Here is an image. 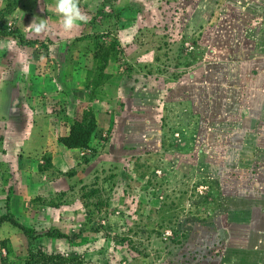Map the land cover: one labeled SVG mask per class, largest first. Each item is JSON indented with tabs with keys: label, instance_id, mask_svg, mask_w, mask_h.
<instances>
[{
	"label": "rangeland",
	"instance_id": "1",
	"mask_svg": "<svg viewBox=\"0 0 264 264\" xmlns=\"http://www.w3.org/2000/svg\"><path fill=\"white\" fill-rule=\"evenodd\" d=\"M3 2L0 0V11ZM104 2L80 0L88 22L70 34L61 29L55 0H22L3 20L10 35L0 37V50L6 48L9 55L3 60L6 56L0 54V75L5 80L13 78L17 64L22 63L30 73L19 103L4 99L7 85L0 95V217L6 213L5 201L11 193V212L22 224L41 232L59 229L69 237L40 240L37 245L48 253L79 256L88 264H108L113 255L118 258L115 262L122 264H180L188 256L178 254L185 244L182 228L194 225V215L207 223L215 216L214 210L227 211L233 204L223 197L222 190L231 193L227 186L233 185L236 173L230 170L233 176L224 175L229 183L218 189L206 172L208 148L217 158L233 139L234 129L225 131L234 125L226 116L232 113L230 117H237L239 107H251V94L242 75L252 58L257 57L255 63L264 66L259 58L264 56V0ZM34 17L47 19L50 31L36 35L26 29ZM106 20L111 29L105 26ZM97 37L107 46L116 43L115 60L107 71L110 78L94 87L98 76L92 72L88 88L81 90L87 70L95 71L92 51ZM76 42L79 44L74 45ZM165 44L171 52L164 50ZM21 49L26 50L25 60L19 59ZM51 61H55L56 72L64 67L81 70L74 77L81 89L70 87L71 92L96 94L94 98L104 95L100 102L104 120L98 122L94 151L69 150L58 142L61 135L69 134L71 123L91 109L83 108L79 96H84L78 94L75 106L79 111L68 112L70 98L62 95H66L64 87L58 96L51 94L52 90L35 91L47 74L51 79H63L52 70ZM129 68L141 71L128 78ZM10 104L23 105V115L18 113L20 109L5 113ZM35 128H47L44 139L43 131L35 133ZM215 142H219L218 150ZM42 143L52 149L58 166L52 162L54 169L44 174L39 173V167L48 154L29 151L25 156L30 147H45ZM206 156L209 159L205 161ZM237 161L235 157V164ZM60 169L65 173L76 169L74 180L79 186L91 185L96 177L102 183L114 176L112 182L104 181L108 207L94 217L82 207L77 193L71 196L73 203L67 210L34 204L33 198L41 196V191L56 194L52 186L60 178ZM69 182L62 179L58 186L64 188ZM243 200L246 204L250 199ZM6 239L16 256L27 255V238L10 224H3L0 264L6 259L1 245Z\"/></svg>",
	"mask_w": 264,
	"mask_h": 264
},
{
	"label": "crops",
	"instance_id": "2",
	"mask_svg": "<svg viewBox=\"0 0 264 264\" xmlns=\"http://www.w3.org/2000/svg\"><path fill=\"white\" fill-rule=\"evenodd\" d=\"M18 28H21V23H19ZM77 44L79 43L76 42L74 45ZM74 45L68 46H71V50L73 48L76 50ZM3 50H0V54L3 53L6 56H3V60H5L8 58L9 52L6 48ZM251 50H249V54L251 53ZM19 53V57H21L19 59L25 60V55L27 56L26 50L21 49V52ZM256 58L251 59V62L249 63L250 68L244 69L246 73H243L242 76L245 78L244 84L249 88L248 93L251 94L250 99H248L250 101V108L253 107L257 110L254 111L255 113L250 112V110H248L250 108L243 105L239 107L242 109L238 111L240 114L237 117H230L232 113L228 114L225 119L234 124L233 128L229 127L225 129V131H228V129H234V132L231 134L233 135L231 143L228 147H223V152H220V155H218L217 158L214 156L212 149L210 147L208 148L210 160L208 161V169L206 172L209 173V176L213 177L212 181L218 189L223 187V183L227 181L229 183V179H226L227 176L224 175L231 174L230 176H233V173L230 172V170L236 173L234 176L235 180H232L233 185L227 186L231 193L228 192L226 194V192L222 190L223 197L227 198V202L230 201L233 204L230 205L227 211L220 212L214 210L213 213L215 216L211 213L214 217H212L207 223L194 215L193 219H191L194 221V225L187 224L186 227L182 228L184 230L182 236H185V244L178 251V254H180L181 257L188 256H186L187 259L184 258V261L180 264H264V66L260 67V63H255ZM259 58L264 60V56H260ZM51 60L53 59L51 58ZM51 62V64H53L52 70L59 77L63 75V79H51L47 74L45 82L40 81L38 89L35 91L38 92L39 90V92L42 93L44 90H52L53 93L51 94L58 96L60 94V92L58 93L59 89L61 90L62 87H64L67 96L65 94L62 95H64L65 99L70 98L68 100L70 102V104H68L70 107H67L68 112L71 110L79 111L78 106H75V102H78V94L83 95V99L79 96V100L84 103L82 104L83 108L85 110H93L96 116H98V122L102 124L104 116L103 111L100 110V104L104 101V95L99 93L98 96L94 98L96 94L87 96L84 94V91H77L76 94L71 92L70 87H76V90L81 89V85L76 81L77 78L74 79V77L77 76V72L81 70H76L73 67L66 70L64 67L63 71L59 70L56 72L54 69L55 61ZM24 65V63L17 64V71L14 73L16 77L12 75L13 78L5 80L4 76L0 75V95L1 93L3 94L4 86H8L5 98L3 97L4 99H15L16 102L19 103L20 97L23 94L22 88L28 86L26 82L29 83L27 75L30 73V70ZM67 67H69V65ZM0 68L2 69L1 63ZM240 70L242 72L243 69ZM92 72L93 70H87L81 90L88 88L87 80ZM70 73H72V78H68ZM231 73H235V70H232ZM60 79L61 81H59ZM46 84H49L48 87ZM68 94H70V96ZM44 105H46L44 107H49L48 104ZM226 105L231 106L235 104ZM23 108L24 106L21 104H13V107L10 104L5 113H17L20 109L18 113L23 115ZM234 108L235 107H233L232 110ZM235 110L236 108L234 111ZM70 115L72 117L75 116L73 115V112H71ZM70 115L68 117H71ZM73 118L76 119L77 117ZM65 125L67 124L65 123ZM46 129L47 128H44V130L43 128H35V133H41L43 131V136L41 135V138L44 139V131ZM67 134L68 133H65L61 135V137H65ZM212 135L213 134L210 136ZM213 143H211V145H213ZM215 144L218 150L219 142H215ZM42 145H45V147L33 146L28 148V151L26 150L27 152H25V156L29 155V151L32 153L38 152L46 153L48 155L50 154L54 166L58 168L55 162V157H53L54 153L52 149L47 148V145L44 143H42ZM50 150L52 153H50ZM68 153L69 152H66L65 154ZM235 157H238L236 164ZM204 159L206 161L209 158L206 156ZM60 171L65 173L62 169H60ZM62 179L66 178L60 177L53 182L54 186H52V188H54V193L68 191L70 189V182L67 185L64 184V188H59L58 185ZM29 182L31 183L30 180ZM52 194V192L47 191L40 192L41 196L50 197ZM247 197L250 200L246 201V204H244L243 198ZM238 202H240V205ZM67 207H64L63 209H66ZM66 215L69 216V214ZM18 231L20 234H23L20 230ZM177 256H174L173 258Z\"/></svg>",
	"mask_w": 264,
	"mask_h": 264
},
{
	"label": "trees",
	"instance_id": "3",
	"mask_svg": "<svg viewBox=\"0 0 264 264\" xmlns=\"http://www.w3.org/2000/svg\"><path fill=\"white\" fill-rule=\"evenodd\" d=\"M3 1L5 5L0 11V37H7L10 34L7 31V27L3 24V20L10 17L16 11L22 0ZM104 3H109V0H105ZM100 14L102 15L103 12H100ZM107 17L111 18L112 16L107 15L106 18ZM109 22V20H106L105 22V26L108 29L110 28L108 25ZM96 39L97 41L95 42V45H93L94 49L92 51L95 67V71L93 72H95V75H97L98 78L94 80V87H100V83L104 79L110 78L107 74V70L110 63L115 60L116 43H112L107 46L100 40V37H97ZM163 46L166 48L164 49L165 51L169 50V48H167L168 44ZM169 52H171V50H169ZM135 71L133 68H129L127 70L128 78H131V74ZM140 71L141 70L139 69L136 73H139ZM160 71L161 73L163 72V70ZM98 127L96 114L94 111L89 110L87 113L81 115L79 119L71 123L69 134L65 137H60L58 142L69 150H93L92 142L98 131ZM85 161L90 163L89 160ZM51 169H54L52 158L47 155L45 156V164L39 167V173L44 174L49 172ZM77 174L78 171L76 169L68 173H61L60 177L68 178L70 180V189L68 191L58 192L50 197L37 196L33 198V203L42 205L45 208L59 210L64 207L71 206L73 203L71 196L74 193H77L80 196L82 207L87 213H90L92 216L94 215V217L101 214L102 211L109 205V203L105 201L106 198H104V196L107 195V187L106 184H104V181L106 183L109 181L112 182L114 176H110L109 179H105L102 183H100L98 177H96L91 185L82 184L79 186L74 180ZM206 185H208L210 189H213V187L209 186L208 183H206ZM11 195L12 194L10 193L6 198V213L0 217V226L3 224H10L14 228L20 230L24 234L23 236L27 238L29 248L27 255L19 257L15 255L10 240H3L1 245L6 250V259H3V264H88L79 256H67L65 253L61 252L48 253L42 246L40 247L39 244L37 245V243L42 239L68 240L69 237H67V234L59 229L41 232L36 228L22 224L11 212ZM175 234L177 235V232H175ZM125 241L126 240L121 239V242ZM117 259V256L113 255L108 264H122V261L115 262Z\"/></svg>",
	"mask_w": 264,
	"mask_h": 264
},
{
	"label": "clouds",
	"instance_id": "4",
	"mask_svg": "<svg viewBox=\"0 0 264 264\" xmlns=\"http://www.w3.org/2000/svg\"><path fill=\"white\" fill-rule=\"evenodd\" d=\"M79 3L80 0H55L56 12L61 17L60 26L63 32L70 34L81 24L88 22V17L82 12ZM25 28L36 35L50 31L48 20L39 17H34Z\"/></svg>",
	"mask_w": 264,
	"mask_h": 264
},
{
	"label": "built area",
	"instance_id": "5",
	"mask_svg": "<svg viewBox=\"0 0 264 264\" xmlns=\"http://www.w3.org/2000/svg\"><path fill=\"white\" fill-rule=\"evenodd\" d=\"M12 26H13V23L10 22V23H9V27H12ZM165 237H166V236H165Z\"/></svg>",
	"mask_w": 264,
	"mask_h": 264
}]
</instances>
